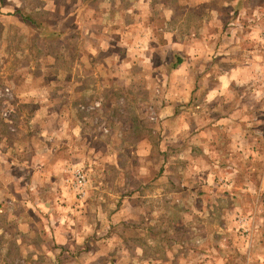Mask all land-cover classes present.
Masks as SVG:
<instances>
[{
  "label": "rangeland",
  "instance_id": "obj_1",
  "mask_svg": "<svg viewBox=\"0 0 264 264\" xmlns=\"http://www.w3.org/2000/svg\"><path fill=\"white\" fill-rule=\"evenodd\" d=\"M74 1L0 0V151L6 144L12 148L23 129L33 126L25 118L38 110L42 101L20 102L22 98L15 92V86L29 80L57 83L50 75H40L44 70L40 69L43 61L40 47L46 43L25 28L19 16L14 15L15 8L31 14L36 21L50 17L56 23L62 9L68 13ZM96 2L99 9L132 4L127 17L110 11L105 16L111 26L124 19L123 30L128 35L137 33L136 26L140 25L137 22L143 17L163 27L169 6L180 13L177 0ZM43 7L53 11L49 9L48 14ZM262 13L264 9L254 12L255 20L251 22ZM251 14L245 10L242 19ZM65 17L64 23L72 24V19ZM181 18L176 17L174 24L185 34L187 28H193L195 19L185 25L183 20L179 25ZM7 24L15 28L9 29ZM254 26L248 33L234 32L232 38L235 49L252 51L254 60L251 64H240L231 73L240 75L233 89L237 95L244 94L246 102L238 110L240 117L234 119L235 123L226 120L228 124L224 125L238 136L239 149L231 150L230 158L236 171L227 174L208 170L204 161L203 166L197 167L199 172L194 171L178 136L172 134L167 142L170 135L165 133L171 125L155 119L154 107L148 106L158 96L157 88L163 85L162 67L152 75L147 70L134 73L138 66L132 70V75L142 77L138 86H145L133 94L136 99L146 101L139 106L122 103L124 95L118 85H113L110 91L102 90L105 75L93 76L91 92L81 95L73 109L68 108L78 119L80 115V129L70 130L72 135L65 148L73 150L74 137H78L76 144L83 154L79 160L64 165L59 160V166H52L59 171L52 168L42 171L43 180L27 168H16L8 174L0 172V264H32V260L41 261L40 264H264V30ZM162 34L155 32L156 41H163ZM8 48L10 56L6 53ZM217 70L215 67L211 75ZM30 72L34 75H28ZM45 94L40 92L38 99ZM54 95L65 100L69 96L68 105L77 96L58 89ZM193 123L185 129L196 126ZM190 132L182 133L185 142ZM217 133L220 135L217 147L228 155L229 133L219 129ZM141 137L153 142L147 154L137 153ZM49 142L54 148L61 146ZM15 150L14 147L9 150L15 162L24 159L25 152L28 154L25 149L20 148L18 154ZM190 150L189 158L196 148ZM57 154L59 159L66 157L61 151ZM161 166L168 173L166 176L156 175ZM188 166L192 170L188 171ZM76 168L86 177L83 194L74 187ZM26 244L42 250L20 251Z\"/></svg>",
  "mask_w": 264,
  "mask_h": 264
},
{
  "label": "crops",
  "instance_id": "obj_2",
  "mask_svg": "<svg viewBox=\"0 0 264 264\" xmlns=\"http://www.w3.org/2000/svg\"><path fill=\"white\" fill-rule=\"evenodd\" d=\"M177 4L180 13H175L176 9L169 6L163 27L155 26L151 23V18L147 20L143 17L137 22L140 25L136 26L138 31L133 35H128V32L123 30L124 19L116 20L117 26H111L109 20H105L108 11L118 12L121 16L127 17L132 4L126 6L116 4L107 9L101 5L102 8L99 9L96 0H75L73 8L68 13L67 9H62L56 23L51 22L50 17L40 20L44 32L38 36L46 43L40 47V52L43 54L40 69H44L40 75H50L49 78L56 79L57 83L51 85L47 80L43 83L29 80L15 86L17 87L14 89L15 92H18L22 98L20 102L32 104L42 101L39 106L37 105L39 109H35L25 118L33 126L23 129L18 140L13 142L17 154L21 151L20 148L28 151V154L25 152L23 155L25 158H18L15 162L9 151L13 147L10 148V145L6 144L0 151V172L6 171L8 174L16 168L18 170L27 168L28 172L34 174L33 176L39 175V179L43 180L42 171L47 172L51 168L59 171L52 167L53 164L59 166V160H63L61 165L78 161L79 156L83 155L76 144L79 143L78 137H74L76 143L73 150L68 151L65 147L72 135L70 130L80 129L78 121L80 115L78 119V115L68 108L73 109L81 95L91 92L90 82L96 75H105L106 83L102 84V90L110 91L113 85L120 87L119 90L124 95V98L121 97L122 103L131 102L136 106L146 103L143 99H136L133 96L139 88L145 87L138 86L142 80L141 75H132V70L136 66L139 69L134 73L147 70L150 75L154 70L158 72L161 67L163 68L165 73L163 85L157 88L159 94L148 106L154 107L155 119H159L162 124L171 125L170 129H166V133L165 130L162 132L170 135L167 142H170L173 134L178 136L179 145H185L184 154L188 155L190 167H194L193 170L199 172L197 167L203 166L204 161L208 165V170L226 171L227 174L236 171L230 165V158L231 150L239 149L236 146L238 136L224 125L228 124L226 120L235 123L234 119L240 117L238 110L246 102L243 99L244 94L237 95L233 89V84L240 75H231V73L236 72L240 64H251L254 60L251 58L252 51L248 50V53H245L235 49L232 38L235 37L234 32L248 33L254 25L259 30H264V17H262L264 13L258 15L256 21L251 22L255 20L253 13L264 9V0H177ZM43 8L48 14L49 9L50 12L53 11L51 8ZM15 10L17 12L14 15L17 14L25 28L30 30L20 12L16 8ZM245 10H250L252 14L242 19ZM64 15L65 18L72 19V24L64 23ZM30 16L33 18L31 14ZM178 16L182 17L179 25H182L183 20L185 25L195 19L193 28H185V34L180 33L181 27L174 24L177 23ZM6 26L9 29L15 28L11 24ZM156 31L163 33L162 42L154 38ZM228 33H232L231 37L227 36ZM239 36L241 38L240 34ZM225 37L231 41H226ZM8 52L9 48L6 53L10 56ZM215 67H218V70L215 75H211ZM28 75L34 74L30 72ZM28 82L30 84H27ZM56 89L64 93L72 92L77 96L68 105L69 96L68 100L63 99L62 96L61 98L52 96ZM40 92L46 94L41 96L44 98L38 99ZM229 96L233 98L229 99ZM225 109H228V112ZM241 114L245 115L246 112ZM192 122L196 126H188L189 129H185ZM217 129L227 130L229 133L230 143L226 147L230 152L228 155L225 151L220 152L221 149L217 147L216 142L218 143L220 139ZM189 130L191 134L186 135L187 142H185L181 135ZM47 141L58 143L62 147L54 148V145L50 146ZM152 145L153 142L148 138H139L136 145L137 153L147 154V150L151 149ZM190 147L196 148L191 158H189ZM58 151L63 155L66 154V157L59 159ZM208 158L211 161H208ZM190 167L188 166L187 170H192ZM167 174L161 166L156 175ZM56 239L62 243L59 238ZM41 250L39 246L26 244L20 251L38 253ZM32 261V264L41 263V261Z\"/></svg>",
  "mask_w": 264,
  "mask_h": 264
},
{
  "label": "trees",
  "instance_id": "obj_3",
  "mask_svg": "<svg viewBox=\"0 0 264 264\" xmlns=\"http://www.w3.org/2000/svg\"><path fill=\"white\" fill-rule=\"evenodd\" d=\"M18 12H20L23 21L30 27L32 33L37 35L36 37H38L39 34H42L44 32L43 28H41V22H37L35 19L31 18L29 14H26L21 10Z\"/></svg>",
  "mask_w": 264,
  "mask_h": 264
},
{
  "label": "built area",
  "instance_id": "obj_4",
  "mask_svg": "<svg viewBox=\"0 0 264 264\" xmlns=\"http://www.w3.org/2000/svg\"><path fill=\"white\" fill-rule=\"evenodd\" d=\"M74 175V187L78 190L79 194H83L84 192V185L86 183L85 174L81 171V169L76 168L73 170Z\"/></svg>",
  "mask_w": 264,
  "mask_h": 264
}]
</instances>
